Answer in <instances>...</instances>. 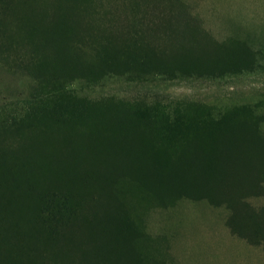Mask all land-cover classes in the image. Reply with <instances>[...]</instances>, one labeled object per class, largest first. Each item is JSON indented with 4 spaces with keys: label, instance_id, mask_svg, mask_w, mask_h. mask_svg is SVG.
Wrapping results in <instances>:
<instances>
[{
    "label": "trees",
    "instance_id": "trees-1",
    "mask_svg": "<svg viewBox=\"0 0 264 264\" xmlns=\"http://www.w3.org/2000/svg\"><path fill=\"white\" fill-rule=\"evenodd\" d=\"M252 51L219 43L185 0H0V63L42 91L0 103V264H154L137 247L123 182L161 203L221 205L233 232L264 247V206L247 198L264 181L255 120L225 137L244 131V115L228 128L224 119L70 95L114 78L247 69Z\"/></svg>",
    "mask_w": 264,
    "mask_h": 264
},
{
    "label": "rangeland",
    "instance_id": "rangeland-1",
    "mask_svg": "<svg viewBox=\"0 0 264 264\" xmlns=\"http://www.w3.org/2000/svg\"><path fill=\"white\" fill-rule=\"evenodd\" d=\"M185 1L201 27L219 43L242 42L256 51H252L255 65L247 69L195 72L190 76L149 78L140 80V84L114 78L95 88L79 85V90L74 89L70 95L90 99L108 96L124 102L146 103L159 112H176L185 118L200 116L209 123L224 119L220 125L228 128L241 122L244 115L248 120L241 127L244 131H234L225 137L242 135L253 120L257 123L256 134L264 135V0ZM39 93L41 88L31 76L12 72L0 63V103L4 102L1 107L23 104L25 98ZM214 134H205L204 138ZM255 158L256 168L264 170V159ZM122 185L142 234L137 247L153 257L154 264H264V247L233 232L227 225L228 213L223 206L205 198L184 196L169 197L161 203L129 182ZM247 198L255 207L264 206V181L257 194Z\"/></svg>",
    "mask_w": 264,
    "mask_h": 264
}]
</instances>
